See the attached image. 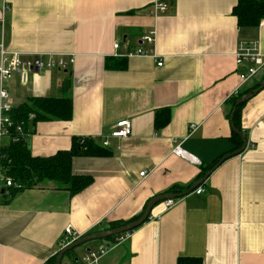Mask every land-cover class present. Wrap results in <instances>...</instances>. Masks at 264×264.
Instances as JSON below:
<instances>
[{"label": "crops", "instance_id": "obj_1", "mask_svg": "<svg viewBox=\"0 0 264 264\" xmlns=\"http://www.w3.org/2000/svg\"><path fill=\"white\" fill-rule=\"evenodd\" d=\"M7 1L10 50L74 58L68 71L30 75L26 86L18 75L8 83L13 108L31 98L72 100L70 121H32V155L69 150L74 138L102 146L124 120L132 134L111 139L107 156L74 159L75 175L94 178L76 196L52 184L26 189L7 204L4 195L0 264H46L68 226L83 236L111 229L172 188L186 195L170 209L166 200L157 204L143 226L94 264H178L180 258L264 264V88L241 108L246 150L205 175L236 148L232 98L264 81L263 70L242 82L248 65L235 58L241 42H259L264 54V19L240 27L233 14L238 0H163L168 9L157 16L150 15L156 0ZM1 9L0 2V17ZM152 31L155 46L142 42ZM140 48L155 57H127ZM166 111L170 121L160 128L156 119ZM175 141L201 164L174 155ZM199 187L205 192L197 195Z\"/></svg>", "mask_w": 264, "mask_h": 264}, {"label": "trees", "instance_id": "obj_2", "mask_svg": "<svg viewBox=\"0 0 264 264\" xmlns=\"http://www.w3.org/2000/svg\"><path fill=\"white\" fill-rule=\"evenodd\" d=\"M233 14L237 17L240 27L257 26L259 22L264 19V0H238V4L234 8ZM261 84L262 83H259L254 88L246 90L245 92L240 93L237 97L232 98V105L234 108L232 113V124L238 131H241V108L246 101L241 102L239 105H237V102L244 97L251 98L255 95V91L260 88ZM166 112V117L160 119V115H158L156 119V124L160 128L166 126L170 121V112ZM31 114L35 115L34 122L51 119L70 121L73 115L72 100L70 98H31L27 103L14 108L10 115L15 121L25 122L26 130H30L28 119ZM232 140L236 143V148L229 154L239 150L243 146V140L236 131L233 134ZM107 150L108 148L98 145L92 139L74 138L71 149L59 151L51 157L40 158L32 155L27 141L10 144L4 149L5 158L2 161L4 175L13 179L15 183L21 184L23 189H6L4 191L6 194L4 195H9V198L3 201V204L9 203L17 194L26 189L47 187L50 184L58 190L68 191L71 196H76L82 193L94 183V178L86 175H75L73 173L74 159L81 156L104 157L109 155ZM226 156L227 154H224L216 159L212 165L206 169L205 175L222 164L221 162ZM178 192H180L178 189L172 188L162 195H171ZM147 205L141 215L129 222L114 223L111 225V229H116L139 220L143 216ZM135 230L129 233H132ZM129 233L113 236L105 239V241L109 243L114 242L117 238ZM74 252L75 249L68 252L64 256V259L70 256L71 258L76 259L73 255ZM58 254L59 252L49 259L46 264H55ZM178 264H203V261L199 258H180Z\"/></svg>", "mask_w": 264, "mask_h": 264}, {"label": "built area", "instance_id": "obj_3", "mask_svg": "<svg viewBox=\"0 0 264 264\" xmlns=\"http://www.w3.org/2000/svg\"><path fill=\"white\" fill-rule=\"evenodd\" d=\"M0 2L2 5L0 17V203H2V197L6 194V192H4L6 189H23L21 184L15 183L13 179L4 175L2 168V161L5 158L4 149L12 143L26 142L30 136V130H26V123L13 120L10 115L14 108L11 102L12 98L8 89V83L18 75L22 85L26 86L30 82V75L35 76L41 72H51L53 70L68 71L69 67L74 63V58L62 55L26 54L10 50L6 44V15L10 6L7 0H0ZM167 9L168 4L166 2L163 0H156L150 9V15L157 16L165 13ZM156 36V32L152 31L142 39V42L155 46ZM115 48L118 49L119 45L116 44ZM135 56L155 57V52H145L140 48L135 51H130L127 54V57ZM235 58L237 65H248L246 72L241 74V79L244 83L264 70V54L259 42L239 43ZM158 65L162 66L163 62H160ZM34 119L35 115L31 114L28 119V124L31 125ZM191 128L194 129L195 126L192 125ZM131 134V122L128 120L120 121L114 127L110 136L104 138L102 146L104 148H110L111 139L121 140L131 136ZM173 154L192 163L201 164V161L182 148V143L179 141L174 142ZM145 174L146 173L143 172L141 176L144 177ZM204 192L205 190L203 187H199L195 191L197 195ZM175 203L176 201L173 199L165 201L166 207L169 209L172 208ZM81 237H83V235L78 233L73 227L68 226L61 237L57 253L78 241ZM126 240L127 235L117 238L114 242L102 246L97 250H89L76 264L98 263L103 257L108 255Z\"/></svg>", "mask_w": 264, "mask_h": 264}, {"label": "water", "instance_id": "obj_4", "mask_svg": "<svg viewBox=\"0 0 264 264\" xmlns=\"http://www.w3.org/2000/svg\"><path fill=\"white\" fill-rule=\"evenodd\" d=\"M263 88H264V81L262 82L260 88H258L255 91V94H257ZM248 99H250V98L249 97H244L243 99H240L237 102V105H239L243 101H247ZM233 128L240 135V137L242 138L243 146L239 150L227 155L222 160L221 163H223L225 160L229 159L230 157H234V156H238V155L242 154L247 148L248 141H247L246 137L244 136V134L241 131H238L237 129H235L234 126H233ZM184 194L186 195V193H184ZM184 194L160 195L158 197H155L148 203L143 216L139 220L131 222V223H128L127 225H124V226L116 228V229H108V230H104V231H100V232H96V233H91L89 235H85V236L81 237L78 241L74 242L73 244H71L70 246H68L67 248H65V249H63V250H61L59 252L55 264H64L63 263V259H64V256L68 252H70V251H72V250H74V249H76L78 247H81V246H83V245H85V244H87L89 242L96 241V240L103 241V240H105L107 238H110V237H113V236H117V235L124 234V233H129V232L141 227L142 225H144L147 222V220L150 219L152 210L154 209V207L157 204H159V203H161V202H163L165 200H168V199L181 198Z\"/></svg>", "mask_w": 264, "mask_h": 264}, {"label": "rangeland", "instance_id": "obj_5", "mask_svg": "<svg viewBox=\"0 0 264 264\" xmlns=\"http://www.w3.org/2000/svg\"><path fill=\"white\" fill-rule=\"evenodd\" d=\"M6 39H7V28H6ZM7 41V40H6ZM7 44V43H6ZM8 46V45H7ZM9 48V47H8ZM28 54H30V53H28ZM104 244H108L107 242H105V241H101V240H96V241H92V242H89V243H87V244H85V245H83V246H81V247H78V248H76L75 249V252H74V256H76V257H82L83 255H84V253L87 251V249L88 248H93V249H96L98 246H100V245H103V243ZM114 251V250H113ZM113 251H111V252H113ZM110 252V253H111ZM109 253V254H110ZM67 258V257H66ZM64 259V263L67 261V259Z\"/></svg>", "mask_w": 264, "mask_h": 264}]
</instances>
